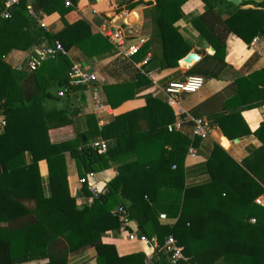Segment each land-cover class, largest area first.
Listing matches in <instances>:
<instances>
[{"label":"trees","instance_id":"trees-1","mask_svg":"<svg viewBox=\"0 0 264 264\" xmlns=\"http://www.w3.org/2000/svg\"><path fill=\"white\" fill-rule=\"evenodd\" d=\"M67 1L72 6H67ZM155 1L152 37L134 60H144L155 42L159 52L142 66L136 81L103 86L113 109L140 96L146 105L99 127L94 115L83 112L86 86H70L66 75L50 79L46 85V79L39 76L41 67L32 74L38 93L28 99L21 87L27 72L16 71L5 62L13 49L28 50L38 40L47 46L59 40L68 51L77 47L88 59L107 53L112 45L76 15L77 0H33L38 14L61 16L65 28L56 34L40 28L30 17L27 0L12 9L9 18L3 16L0 0V117L6 122L0 134V222L9 225L0 227V241L9 244L6 264L45 259L48 262L44 264H69L70 255L91 248L98 264H171V254L165 248L170 236L184 248L185 260L179 264H264V208L255 204L264 193V124L251 132L241 117L244 110L264 105V72L237 78L231 87L235 93L225 103L217 104L227 92L210 98L193 113L215 121L229 140L253 134L263 146L243 165L215 147L208 161L210 181L188 186L185 160L195 144L180 132H169L176 116L166 101L152 92L143 94L154 87L152 73L178 67L191 52L175 26L188 0ZM202 1L206 11L195 27L216 49L208 59H225V40L231 32L246 44L264 36V2L244 0L235 7L227 0ZM223 6L234 9L216 25L210 18L218 19ZM148 26L146 22L144 29ZM207 58L196 67V73L210 79L215 77V69L207 64ZM60 59L66 69L71 68L67 57ZM52 87L64 88L65 96L54 95ZM56 99L63 105L47 107L48 101ZM95 138L108 143L105 154L94 149ZM66 153L75 160L80 179L111 166L117 168L107 193L93 204L79 205L72 197ZM43 161L48 166V195L40 175ZM89 195L84 185V198ZM25 200L34 201V208L24 205ZM120 206L137 224L139 238L154 247L157 243L151 260L144 253L119 256L114 245L102 242L104 233L122 228L114 214ZM162 214L167 221L160 220Z\"/></svg>","mask_w":264,"mask_h":264},{"label":"crops","instance_id":"crops-1","mask_svg":"<svg viewBox=\"0 0 264 264\" xmlns=\"http://www.w3.org/2000/svg\"><path fill=\"white\" fill-rule=\"evenodd\" d=\"M243 1L244 0H241V4ZM245 1L257 3L264 2V0ZM155 5V0H77L75 11L77 16L88 22L93 33L103 35V32L109 29L120 30L128 37L130 43H139L142 48L152 37L151 32L153 30L150 21L153 17V9ZM234 6L239 7L236 5ZM233 9L234 8H225L223 6L217 12L218 16L220 15V11L222 15L219 16L218 19L216 16L210 19H213L212 21H214L216 25H220L222 21L229 17L228 14L233 11ZM127 10L131 11V13L128 14ZM205 11L206 6L202 0H188L182 6V18L175 24L185 42L192 47L190 53L195 52L200 55V60L189 66L184 64V58L180 61L179 66L176 68L168 67L164 70L152 73L150 77L154 87L151 91L143 93L147 94L152 92L155 97L166 101V88L169 84L183 81L191 76L203 77L205 79L204 87L196 94L184 95L182 97V102L180 103V106L184 110L188 111L194 118H198L194 116L193 113L199 106L208 101L210 98L223 92L227 93L220 98L217 104L220 106L225 103V100L235 93L234 88L231 87L237 78L248 77L258 71L264 72V36L262 35H258L251 43L246 44L236 33L231 32L225 40L226 53L223 61L207 58L208 56L212 57L216 54L215 48L214 54H210L206 51H199L196 48L198 37L202 34L196 29L195 22L205 13ZM42 17L43 21L48 26L47 32L51 34H56L65 28V24L58 13L52 15H42ZM146 22H149V26L144 29ZM44 45V41L38 40L28 50L13 49L5 58V62L14 70L27 72V77H25L21 82V87L28 99L38 93L33 92V88L35 87L32 86L33 82L37 87L38 85L32 77L33 73L29 72L25 65L28 61L29 55L36 48ZM154 52H159V45L157 42L154 43L149 55H147L145 59H150ZM66 57L69 59L71 66L75 63L80 64L84 66L87 71L94 73L98 79L97 84L100 87L101 104L103 106L102 109L97 108L93 93L87 87L85 91V102L83 103L82 108L84 114H92L96 117L99 127L110 124L119 114L141 108L146 105L145 99L140 96L136 99L125 102L118 109H113L107 102L103 92L104 85L123 84L136 81L139 70L141 69L140 65L145 59L136 62L134 58L126 57L124 54L117 51L113 46L107 53L92 59H88L79 48L73 47L68 51V55ZM206 58L208 60L207 64L215 69V77L210 79H207L202 73H196V67L204 61V59L206 60ZM44 65L46 69L44 76L46 79V85L50 79H59L62 78V76L65 77V75L68 77V71L70 68L66 69L65 65L62 64L61 59L46 61L41 67L44 68ZM50 91L54 95L59 96L60 92H64V88L52 87ZM46 105L47 107H53L57 105L61 106L63 104L61 101L59 102L56 99L48 101ZM170 108L176 116V120L174 121L176 122L178 117L174 109L172 107ZM3 117L4 116L0 117V126L1 122L4 121ZM241 117L249 130L251 132H255L262 124H264V105L244 110ZM202 120H205L208 123L215 122L208 121L206 119ZM177 132L182 133L195 144L190 148L195 150L196 156H190L189 149L185 160L186 183L188 186H196L210 181L211 176L208 170V161L210 160L215 147L219 146L235 162L239 165H243L244 161H247V159L254 152L263 146V142L253 134L243 136L239 139L229 140L218 127L217 123L215 127H212V134L206 139L196 138L193 134V127L191 125H186L183 129ZM100 139L101 138H95L93 142ZM65 158L71 195L76 198L77 204L81 205L83 202H86V199L84 198V186L80 183L76 162L70 153H66ZM27 161L30 162V157L28 155ZM39 167L43 188L45 194L48 195L50 194V184L47 163L43 161L40 163ZM117 173V168L115 166H111L109 169L97 173L96 179L99 183H107L108 185V183L117 176ZM259 197L264 198V193ZM23 203L29 208H34L35 206L34 201L25 200ZM118 208L119 207H116L114 212ZM163 215L165 214H162L161 216ZM160 220L162 222L167 221L162 218ZM8 226L9 225L7 223L0 222V227L7 228ZM132 227L134 231L138 232L136 223L133 222ZM102 242L104 244L114 245L119 256L144 253L146 257H150L151 260L155 252L154 246H152L148 241H142L141 239L135 241L130 240L127 234L123 232L122 228L120 230L104 233L102 235ZM8 252L9 244L7 242L0 241V263H7ZM47 262L48 261L45 259L35 261L30 264H44ZM68 263L98 264V261L96 260V251L94 248H91L82 254L70 255ZM217 264L222 263L218 262Z\"/></svg>","mask_w":264,"mask_h":264},{"label":"built area","instance_id":"built-area-1","mask_svg":"<svg viewBox=\"0 0 264 264\" xmlns=\"http://www.w3.org/2000/svg\"><path fill=\"white\" fill-rule=\"evenodd\" d=\"M23 0H3V5L5 12L3 16L9 18L10 11L15 7L19 6ZM27 11L32 19L37 21L40 28L48 31V26L43 21L41 14H38L35 10L33 0H27ZM127 1V0H122ZM67 6H72V4L67 1ZM127 13L131 11L127 10ZM103 36L108 40V42L115 47L117 51L124 54L128 58H134L137 56L141 50L139 43L132 44L128 40V37L120 30L109 29L103 32ZM68 55V51L63 46V44L56 40L51 46H40L36 48L28 57V61L25 67L29 72L34 73L39 70V68L49 60H57ZM149 58L145 59L142 66L147 65ZM68 79L70 81L69 85L74 86H86L92 91L96 106L98 109H102L100 87L98 86V79L96 75L90 71H87L84 66L80 64H73L68 71ZM205 85V79L200 76H191L180 82H173L169 84L166 88V102L172 107L178 117L177 121L170 124L168 127L169 132L179 131L183 129L186 125H191L193 127V134L196 138L206 139L212 134V128L209 123L205 120L194 118L188 111L184 110L180 103L182 102V97L186 94H196ZM65 93L60 92L59 96L64 97ZM6 126V122L2 121L0 126V134L3 128ZM93 147L99 154H105L108 150V143L105 140H97L92 143ZM190 156L195 157L196 152L193 148H190ZM176 168V167H174ZM82 186L86 185L90 196L86 198V203L93 204L96 200L100 199L107 193V183H99L96 179V174H90L88 179H80ZM255 203L264 208V198L259 197L255 200ZM114 214L119 218L122 223V230L132 241L138 240L139 234L134 231L132 224L133 222L129 219L126 209L120 206ZM163 220H166V216H161ZM255 223V219L252 220ZM142 241H147L146 239H141ZM157 247V243H155ZM154 247V249H155ZM168 253L171 254L170 263L179 264V262L185 260L184 248L178 244V241L173 236H170L166 242L165 246ZM150 260V257L148 258Z\"/></svg>","mask_w":264,"mask_h":264},{"label":"water","instance_id":"water-1","mask_svg":"<svg viewBox=\"0 0 264 264\" xmlns=\"http://www.w3.org/2000/svg\"><path fill=\"white\" fill-rule=\"evenodd\" d=\"M227 1L233 3L236 6H239L241 4V0H227ZM196 48L199 51H206V52H209L210 54H214L215 53L214 47L211 45V43L203 35H200L198 37V40L196 42ZM200 58H201L200 55H198L197 53L194 52V53H190L183 60V62H184V64L191 66L194 63L198 62L200 60ZM209 126L211 128L215 127L216 123L215 122H210ZM83 139H84V141H86V137L85 136L83 137Z\"/></svg>","mask_w":264,"mask_h":264},{"label":"rangeland","instance_id":"rangeland-1","mask_svg":"<svg viewBox=\"0 0 264 264\" xmlns=\"http://www.w3.org/2000/svg\"><path fill=\"white\" fill-rule=\"evenodd\" d=\"M46 71V69L45 68H43L42 70H41V72L39 73V76L41 77V78H43L44 76H45V72ZM35 79V78H34ZM30 81H34V80H30ZM32 86H35L34 88H33V92H38V88H37V86L35 85V83L33 82V85Z\"/></svg>","mask_w":264,"mask_h":264}]
</instances>
